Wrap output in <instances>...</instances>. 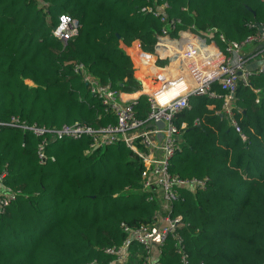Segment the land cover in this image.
I'll use <instances>...</instances> for the list:
<instances>
[{
  "label": "trees",
  "instance_id": "16d2710c",
  "mask_svg": "<svg viewBox=\"0 0 264 264\" xmlns=\"http://www.w3.org/2000/svg\"><path fill=\"white\" fill-rule=\"evenodd\" d=\"M162 3L180 27L216 28L233 41L264 26V0H0V120L18 116L49 128L114 125L75 65L117 91H137L121 45L138 41L152 49L161 23L139 8ZM61 14L78 21L65 42L52 34ZM248 83L239 80L234 94L244 140L214 113L219 101L206 96H190V107L174 115L179 150L170 171L208 178L204 188L182 189L171 205L181 216L187 264H264V73ZM133 109L145 119L147 96L135 98ZM36 142L15 126L0 130L3 183L18 190L0 213V264H107L114 257L104 249L122 243V224L156 220L160 203L140 190L142 164L122 141L91 147L88 134L63 136L51 141L54 159L44 163ZM133 247L125 264L141 263L143 251ZM158 261L182 264L173 238Z\"/></svg>",
  "mask_w": 264,
  "mask_h": 264
},
{
  "label": "built area",
  "instance_id": "2783aa9c",
  "mask_svg": "<svg viewBox=\"0 0 264 264\" xmlns=\"http://www.w3.org/2000/svg\"><path fill=\"white\" fill-rule=\"evenodd\" d=\"M165 7L166 3L144 4L139 8L140 12L150 13L161 23L160 30L153 32L154 41L150 51L142 49L138 41L124 45V52L132 62L130 71L141 83L138 96H147L149 109L145 119L135 114V98H124L123 92L109 84L100 83L88 74L82 63H78L75 70L81 73L88 91L115 116L114 125L92 128L74 123L49 128L29 123L18 116L0 120V130L6 126H15L36 137L39 163L54 159L53 154L48 152L51 141L63 136L77 138L83 134L91 137V147H103L122 141L139 158L142 164L140 190L146 193L148 200H157L160 208L156 220L151 224L137 227L121 225L125 233L122 243L118 247L104 249L105 253L114 257L107 264H125L134 245L143 251L140 264H161L158 257L168 237L174 239L182 264H187V253L178 233L181 216L172 214L171 205L180 196L182 189L204 188L208 178H182L170 171V160L179 150L174 115L190 107V96H206L219 101V107L214 109V113L224 116L244 140L245 135L235 116L237 109L234 94L237 83L241 80L244 85L250 86V75L264 73V26L258 25L256 32L242 41H233L216 28L202 32L193 24L180 27V20L168 18ZM77 27L76 18L61 14L52 34L65 42L76 34ZM249 44L261 45L255 50L258 59L254 58L255 54L242 51ZM258 60L261 63L256 64ZM141 81L147 86L142 85ZM209 107H214V104ZM158 122H162L163 126L159 127ZM6 172L5 169L0 171V213L17 199L18 194V190L3 183ZM153 242L158 251L155 257L151 255ZM86 264L100 263L93 260Z\"/></svg>",
  "mask_w": 264,
  "mask_h": 264
},
{
  "label": "crops",
  "instance_id": "0c3cea01",
  "mask_svg": "<svg viewBox=\"0 0 264 264\" xmlns=\"http://www.w3.org/2000/svg\"><path fill=\"white\" fill-rule=\"evenodd\" d=\"M121 47H122L123 50L125 49V46L124 45H121ZM256 49H257V45H254L252 47V49H249V50L244 51V52H245V54H255L254 55V58H257L258 59L259 58V55L255 52ZM258 61H260V60H258ZM258 61H257V63L256 62L255 63L256 64H259ZM145 86H147V85H145ZM138 94H139V92L137 90V91L132 92V93H123V97L126 98V99L127 98H136L138 96ZM156 246H157L156 243L153 242V246H152V250H151V255L154 256V257L158 255V251H157V247ZM133 248L135 249V251H134ZM133 248L131 250V253H133V252L135 253L136 252V248L135 247H133Z\"/></svg>",
  "mask_w": 264,
  "mask_h": 264
},
{
  "label": "rangeland",
  "instance_id": "374dc122",
  "mask_svg": "<svg viewBox=\"0 0 264 264\" xmlns=\"http://www.w3.org/2000/svg\"><path fill=\"white\" fill-rule=\"evenodd\" d=\"M254 45L253 44H249V45H247L246 47H244L243 49H242V51L244 52V51H247V50H249V49H252V47H253ZM137 82H138V84H139V90H140V87H141V83H140V81L139 80H137ZM142 82V85H146V84H144V81H141Z\"/></svg>",
  "mask_w": 264,
  "mask_h": 264
},
{
  "label": "water",
  "instance_id": "95a60500",
  "mask_svg": "<svg viewBox=\"0 0 264 264\" xmlns=\"http://www.w3.org/2000/svg\"><path fill=\"white\" fill-rule=\"evenodd\" d=\"M259 47H261L260 44L257 45V48H259ZM258 63H261V61H258ZM157 125H158L159 127H162V126H163V123H162V122H158Z\"/></svg>",
  "mask_w": 264,
  "mask_h": 264
},
{
  "label": "snow or ice",
  "instance_id": "6c2138e0",
  "mask_svg": "<svg viewBox=\"0 0 264 264\" xmlns=\"http://www.w3.org/2000/svg\"><path fill=\"white\" fill-rule=\"evenodd\" d=\"M66 19V18H65Z\"/></svg>",
  "mask_w": 264,
  "mask_h": 264
}]
</instances>
